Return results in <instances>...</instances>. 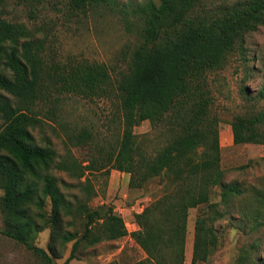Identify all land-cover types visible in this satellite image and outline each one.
I'll use <instances>...</instances> for the list:
<instances>
[{"label": "trees", "instance_id": "16d2710c", "mask_svg": "<svg viewBox=\"0 0 264 264\" xmlns=\"http://www.w3.org/2000/svg\"><path fill=\"white\" fill-rule=\"evenodd\" d=\"M6 1L0 0V8ZM156 1L147 0L127 12L114 0H68L77 12L103 7L131 15L134 40L124 70L113 74L101 63L46 60L42 41L0 13L1 234L24 246L38 264H54L71 241L61 264L74 258L80 241L93 246L126 235L145 255L133 264H182L187 213L199 205L204 208L193 223L190 264L204 262L219 237L214 223L221 212L209 202L211 190L219 189L224 206L242 193L236 183L222 182L212 84L232 56L242 58L244 38L264 29V0ZM68 95L113 103L110 123L122 132L106 149L93 143L86 130L65 135L73 146L93 144V160L82 167L74 161L56 162L50 141L37 144L32 135L41 125L37 116L49 118ZM144 121L149 133L128 135ZM229 127L233 145H264V110L235 115ZM96 162L107 171L126 174L129 188L152 179L161 185V194L133 214L136 230L129 234L111 207L91 209L81 202L73 207L51 173L58 169L77 180L83 177L78 188L88 194L92 188L87 174H93ZM255 201L264 207V189ZM74 218L83 222L77 238L74 230L65 228ZM44 228L49 230L46 250L32 244Z\"/></svg>", "mask_w": 264, "mask_h": 264}, {"label": "rangeland", "instance_id": "374dc122", "mask_svg": "<svg viewBox=\"0 0 264 264\" xmlns=\"http://www.w3.org/2000/svg\"><path fill=\"white\" fill-rule=\"evenodd\" d=\"M117 7L127 12L131 7L147 0H114ZM157 3L156 0H150ZM214 3H232L236 0H212ZM107 8L77 12L70 8L68 0H7L0 8L1 17L19 23L29 30L33 39L43 43V57L48 61H88L101 63L111 74L124 70L128 50L134 40V27L130 14ZM126 20V22H125ZM242 58L232 56L223 69L214 76L212 84V112L219 120V166L223 172L222 182L236 183L241 194L232 197L228 205L219 202V189L213 188L210 203H215L220 218L214 223L218 233L217 248L204 262L196 264H264V207L256 203L257 193L264 189V145H233L229 124L233 116L264 110V29L260 28L244 38ZM10 102L13 100L4 95ZM53 115L42 118L40 128L32 135L37 144L48 139L56 154V162L69 161L77 166L93 160L91 141L73 146L65 138L81 130L90 133L93 143L106 149L122 132L110 123L115 112L113 103L105 99H84L68 95L55 106ZM1 124V121H0ZM147 121L128 130L131 137L149 133ZM101 162L93 166V174H87L92 188L84 194L78 188L83 177L75 179L58 169L51 171L58 179V187L72 206L77 202L89 208L111 207L127 224V232L136 230L133 213L140 204L150 203L161 194L158 179H152L140 188L127 186L128 176L114 170L101 168ZM86 173V172H85ZM92 192V194H91ZM199 205L188 210L183 245V263L190 264L193 223L203 209ZM48 211V202L45 203ZM82 220L74 218V224L65 227L74 230L75 237L82 233ZM3 228L0 214V264H38L35 256L24 246L1 234ZM48 228L39 231L32 244L46 250ZM73 241L61 250V258L53 260L61 264L68 256ZM145 255L128 235L116 241L99 242L87 246L80 241L74 258L68 264H133Z\"/></svg>", "mask_w": 264, "mask_h": 264}, {"label": "built area", "instance_id": "2783aa9c", "mask_svg": "<svg viewBox=\"0 0 264 264\" xmlns=\"http://www.w3.org/2000/svg\"><path fill=\"white\" fill-rule=\"evenodd\" d=\"M145 204H146V202H145L144 204H140V205H138V206L136 207L137 211H135L133 214H139V213L142 211V209H143V207L145 206ZM123 224H124V228H125L126 233L129 234L130 232H127V230H128L127 224L124 223V222H123ZM134 225H135V224H134ZM133 231H134V230H133ZM133 231H131V232H133Z\"/></svg>", "mask_w": 264, "mask_h": 264}]
</instances>
